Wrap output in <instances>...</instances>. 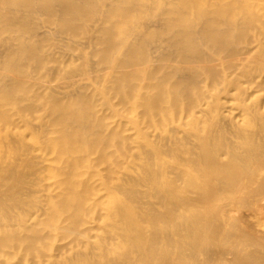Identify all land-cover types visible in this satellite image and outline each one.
<instances>
[{"label": "bare ground", "instance_id": "obj_1", "mask_svg": "<svg viewBox=\"0 0 264 264\" xmlns=\"http://www.w3.org/2000/svg\"><path fill=\"white\" fill-rule=\"evenodd\" d=\"M0 264H264V0H0Z\"/></svg>", "mask_w": 264, "mask_h": 264}, {"label": "rangeland", "instance_id": "obj_2", "mask_svg": "<svg viewBox=\"0 0 264 264\" xmlns=\"http://www.w3.org/2000/svg\"><path fill=\"white\" fill-rule=\"evenodd\" d=\"M61 80H63V79H58V80H55L53 83L55 84H61V83H63V82H65L66 80H63L62 82H61ZM220 124V125H219ZM223 122H220V123H218V125L219 126H222L223 127V129H225V132H226V134L228 135V136H233L234 135V133L232 132V129H231V127L230 126H228L227 125V127H226V124L224 123L223 125ZM227 128V129H226ZM227 130V131H226ZM227 132H229V133H227ZM234 137V136H233ZM185 253H188V251L186 250L185 251Z\"/></svg>", "mask_w": 264, "mask_h": 264}]
</instances>
